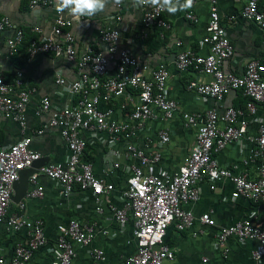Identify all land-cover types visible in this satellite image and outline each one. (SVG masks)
Segmentation results:
<instances>
[{"label": "built area", "instance_id": "built-area-1", "mask_svg": "<svg viewBox=\"0 0 264 264\" xmlns=\"http://www.w3.org/2000/svg\"><path fill=\"white\" fill-rule=\"evenodd\" d=\"M208 2L211 5L210 21L202 45L207 47V54H199L193 50H180L176 54L175 65L181 72L195 71L205 74L210 81L203 83L191 80L187 90L204 98L214 99L222 103L227 95L236 90H242L247 98V109L251 115L257 114L259 105H264V62L251 60L243 73L236 74L225 71V64L235 54V46L227 36L218 11V0H193ZM261 0H246L242 16L264 31V11L260 10ZM50 0H31V9L52 7ZM192 5V6H193ZM147 10L144 13L143 25L146 27L167 26L162 16L164 9L152 5H142ZM67 12L56 10L55 25L50 36L32 40L29 47L30 57L38 54L65 57L66 63L76 67L79 76L69 82L58 75L57 83L64 86L77 97V101L68 108L52 112L50 126L58 129L67 144L69 155L63 164H47L39 169L31 178V186L26 199H42L44 189L39 185V176L43 175L62 186L64 195L68 196L79 189L90 192L97 204L96 210L102 213V203L106 200L109 210L116 222L125 226L132 216L134 237L137 241V251L127 258L125 264H164L174 262L175 255L166 243L167 232L171 227L179 232L191 230L195 225V215L191 205L200 200L199 184L204 179L212 181L229 179L233 183L232 200L240 199L264 204V123H260L257 133L247 137L249 121L245 113L233 106L222 107L221 111L210 109L204 115L185 113L183 119L187 127L197 129L196 144L185 159L179 171L152 173L146 172L148 167H154L161 160L159 151L151 152L148 148H139L131 142L136 134L145 128L148 121L157 118V111L167 119L173 118L177 112L178 103L169 97L167 84L170 77L168 66L161 64L153 70L152 77L146 78L143 72L149 67L141 63L126 49H119L118 42L121 32L118 29L103 31L101 40L106 46V52L88 49L79 57L76 39L71 30L72 21ZM188 18L197 22L193 13ZM121 19L120 17L118 18ZM12 23L9 17L0 19V37ZM34 32L41 33L39 28ZM25 39V33L19 29L7 41V51L10 58L17 55L19 47ZM181 46V43H178ZM113 62L115 73L108 76ZM16 86H21L20 78L15 85L6 82L0 75V113L18 122L26 129L24 111L36 90L22 91L19 99H13ZM129 89L136 91L137 103L126 121L114 118V109H101L102 101L120 98L128 94L133 101ZM50 98L42 99L39 114L51 112ZM107 133L112 137L110 146L117 149L122 141H130L126 148V157L132 160L130 175L126 187L121 191L122 206L109 204V197L116 191V186L105 178L95 175L91 162L83 161L88 146L81 132ZM43 134V130L38 132ZM171 134L163 130L159 134L160 143H169ZM245 137L251 148L243 159V165L262 161L260 176L250 179L247 173L236 174L232 168L223 167L216 156L228 145L237 144ZM32 138L26 137L9 148L0 149V224H5L8 231L24 232L28 241L19 245L12 260L0 258V264H29L34 253L46 244L45 223L42 219L30 220L24 214L26 205L19 204V212L10 213L14 183L20 180L21 172L31 168L42 155L32 149ZM147 150V151H146ZM150 151V152H148ZM114 155L120 158L119 151ZM111 166V165H110ZM120 162L114 161L112 171L119 169ZM202 225L216 227V221L211 213L200 217ZM59 237L54 250L52 264H72L76 256L77 246H88L94 238L95 226L82 224L77 220L58 227ZM202 234L203 231L201 230ZM199 233V234H200ZM195 236L198 233H194ZM230 238L240 242L257 241L258 247L252 253L254 264H264V218L256 223L246 219L222 228L217 235V245L223 247ZM228 252V250H225ZM103 250L93 253V264H103Z\"/></svg>", "mask_w": 264, "mask_h": 264}, {"label": "crops", "instance_id": "crops-1", "mask_svg": "<svg viewBox=\"0 0 264 264\" xmlns=\"http://www.w3.org/2000/svg\"><path fill=\"white\" fill-rule=\"evenodd\" d=\"M30 1L0 0V19L9 17L12 23V27L0 37V75L11 85H15L20 78L21 86H16L12 94L15 100L19 99L22 91L36 90L24 111L26 129H22L18 122L0 113V149L9 148L24 138L31 137L32 149L38 151L47 164H63L67 161L69 150L60 131L50 126V119L53 111L71 107L77 97L66 87L58 85L57 78L61 75L68 83L73 82L79 72L76 67L66 63L65 57L42 54L30 57V38L34 36L35 40L50 36L56 18L55 0H50L52 7L37 9L29 7ZM245 1L218 0L217 4L222 25L235 46V54L224 68L225 71L236 74L243 73L251 60L264 62V31L242 16ZM259 7L264 11V0L260 1ZM146 10L142 5H137L135 0H121L119 4L110 3L103 13L91 18H81V21H77L68 13L66 15L72 21L69 30L75 36L79 57L90 48L106 52V46L101 40L103 31L118 29L121 32L118 48L130 51L136 59L149 67L143 72V76L151 78L153 70L159 65L168 66L170 77L167 92L169 97L177 101V112L173 118L167 119L162 112L157 111V118L148 121L145 128L131 139L137 147L148 148L151 152L159 151L162 155L157 165L148 167L145 171L174 173L183 166L197 138V129L186 126L183 119L185 113L204 115L210 109L221 111L222 107L233 106L242 110L249 121L247 137L255 135L259 124L264 123V105H259L257 114L251 115L247 109V101L244 96H240L239 90L227 95L222 103L200 97L188 91L187 84L191 80L206 83L211 80L210 77L195 71L181 72L176 68L175 55L180 50L188 49L207 54L208 49L202 45V40L210 21V3L201 1L175 14L165 10L162 18L167 22L166 27L158 24L153 27L144 26L142 21ZM189 13H193L197 22L188 18ZM35 28H39L41 33L34 32ZM19 29L24 31L25 39L17 55L10 58L7 41ZM26 30L30 31L27 36ZM156 32L163 45L153 54L150 53L147 41ZM179 42L181 46L178 45ZM22 61L24 65L20 67ZM114 67L112 62L108 76L114 75ZM129 94L132 95L133 101L128 99V94L104 101L112 106L114 118L118 121H126L137 103L136 91L129 89ZM45 97L50 98L52 111L39 114V106ZM241 103H244V107ZM41 130L43 134L40 135L38 132ZM163 130H169L171 134V139L166 145H162L159 139ZM81 136L88 143L83 161L93 164L96 176L115 184L116 191L110 195L109 204L122 206L120 193L127 185L132 165V160L126 157V148L130 141L122 140L117 145L118 148L113 150L110 146L112 137L107 133L83 131ZM247 137L237 144L228 145L216 158L221 166L232 168L236 174L247 173L250 179L256 180L260 176V166L263 162L259 161L247 167L243 165V159L251 148ZM115 150L119 151L120 158L115 157ZM116 160L120 162V167L112 171L111 166ZM38 182L45 195L42 199H25L23 214L30 220L44 221L46 244L34 253L29 264H52L60 234L58 227L73 220L94 225L95 232L90 245L76 247L72 264H93V253L96 250L104 251L103 264H125L127 258L136 253L135 220L132 216L127 225L120 226L109 210L106 200L102 203L104 211L98 213L97 204L90 192L76 189L66 196L62 186L47 177L40 175ZM233 188L229 179L212 181L206 178L199 184L200 200L190 206L196 218L195 225L185 232H179L173 227L169 229L165 240L174 251L175 260L165 261L164 264H254L252 253L258 247L257 241L240 242L237 238H230L223 247L217 245V235L222 228L246 219L259 223L264 218V204L243 199L232 200ZM9 211L19 212V205L12 202ZM208 212L215 219L216 227L201 224L200 217ZM194 233L198 235L195 236ZM27 241L28 237L24 232L8 231L5 224H0V258L5 261L12 260L17 247L26 245Z\"/></svg>", "mask_w": 264, "mask_h": 264}, {"label": "clouds", "instance_id": "clouds-1", "mask_svg": "<svg viewBox=\"0 0 264 264\" xmlns=\"http://www.w3.org/2000/svg\"><path fill=\"white\" fill-rule=\"evenodd\" d=\"M113 2L119 4L121 0H55L57 12H67L77 21H81V18H91L103 13L106 7ZM135 2L137 5L150 4L164 9L170 14L188 9L193 5V0H183V3L181 0H135Z\"/></svg>", "mask_w": 264, "mask_h": 264}, {"label": "water", "instance_id": "water-1", "mask_svg": "<svg viewBox=\"0 0 264 264\" xmlns=\"http://www.w3.org/2000/svg\"><path fill=\"white\" fill-rule=\"evenodd\" d=\"M45 165H47V161L45 158H42L41 160L36 161L31 168L25 169L21 172L20 180L14 183L13 186L14 195L12 197V202L14 204L18 205L26 199L27 193L31 188V178L34 174L39 173V169Z\"/></svg>", "mask_w": 264, "mask_h": 264}, {"label": "trees", "instance_id": "trees-1", "mask_svg": "<svg viewBox=\"0 0 264 264\" xmlns=\"http://www.w3.org/2000/svg\"><path fill=\"white\" fill-rule=\"evenodd\" d=\"M25 32H26V36H27L28 34H30V31H29V30H26ZM33 38H34V36H32V37L30 38V41H32ZM152 38H155V40H152ZM30 41H29V42H30ZM29 42H28V43H29ZM147 45H148V47H149L150 53H153V54H154V52L158 51V50L162 47L163 42L159 39V35H158L157 32H156L153 36H150V38H149L148 41H147ZM23 65H24V61L20 62L19 66L21 67V66H23ZM238 92H240V93H239L240 96H244L242 90H239ZM243 100H244V99H243ZM245 100L247 101V98H246V97H245ZM245 100H244V101H245ZM241 104H242V106L244 107V103H241ZM111 107H112L111 105H109L108 103L102 101V103H101V109H103V110H107L108 108H111ZM85 153H86V151H85ZM89 160H91V158H90ZM85 162H89V161H85Z\"/></svg>", "mask_w": 264, "mask_h": 264}]
</instances>
